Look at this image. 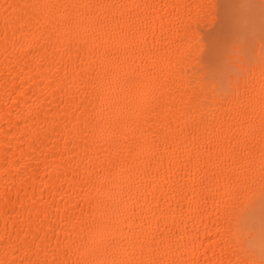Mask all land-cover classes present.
<instances>
[{"label":"bare ground","instance_id":"bare-ground-1","mask_svg":"<svg viewBox=\"0 0 264 264\" xmlns=\"http://www.w3.org/2000/svg\"><path fill=\"white\" fill-rule=\"evenodd\" d=\"M216 1L0 0V264H254L264 25L217 78Z\"/></svg>","mask_w":264,"mask_h":264},{"label":"rangeland","instance_id":"rangeland-1","mask_svg":"<svg viewBox=\"0 0 264 264\" xmlns=\"http://www.w3.org/2000/svg\"><path fill=\"white\" fill-rule=\"evenodd\" d=\"M260 5V0L216 1L214 10L201 24L202 39L206 45L204 57L211 75L226 78V74L235 68L226 56L234 52L232 44H245L246 53L254 49L255 42L253 46L248 42L260 35L258 29L264 25V21H260L264 20V10ZM260 29L262 31V27Z\"/></svg>","mask_w":264,"mask_h":264},{"label":"clouds","instance_id":"clouds-1","mask_svg":"<svg viewBox=\"0 0 264 264\" xmlns=\"http://www.w3.org/2000/svg\"><path fill=\"white\" fill-rule=\"evenodd\" d=\"M259 228H264V225L252 224L243 233V238L249 241V251L257 257L254 264H264V243H258L255 239V233Z\"/></svg>","mask_w":264,"mask_h":264}]
</instances>
